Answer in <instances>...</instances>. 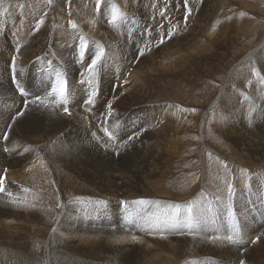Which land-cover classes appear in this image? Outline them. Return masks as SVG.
Segmentation results:
<instances>
[{"label": "rangeland", "instance_id": "rangeland-1", "mask_svg": "<svg viewBox=\"0 0 264 264\" xmlns=\"http://www.w3.org/2000/svg\"><path fill=\"white\" fill-rule=\"evenodd\" d=\"M69 1L70 0H68V2ZM82 1L85 2L84 3L85 10L93 16L96 15V18L100 22L102 21L104 23V25H101V26L107 32L105 34V35H107V38L105 35H101L100 37H96V36L91 35L89 33V31L86 28H84L85 27L84 25H78L76 30L73 29L72 27H70L71 26L70 23H69V25H70L69 27H64V26L59 25L57 28L52 29V34H46V39H45L46 43H45V46L42 48L43 52L41 51L39 53V55L37 56V58H33L31 60H34L33 63L35 61H37V59L42 60V61H47V64L49 65V67H45V68L49 69L50 71L54 70L57 73V74H52L49 76V80L45 83V87L43 90V95L45 97H48L51 100V101H48V104L51 103V105H48L49 116H51L50 117L51 121L49 120V125L51 126V128H53L52 126L54 124H56V125L61 124L62 128L61 129H55L56 132L59 133V132H63V130H64L63 133L65 135L69 131L68 134H71V136H72V137L70 136V139H73L76 137V140H77L76 146H77V149L79 151L87 152V150L91 149L90 151L94 152V154L92 156L95 157V162L98 161V163H100V164L102 163V165H104L105 162L108 165L111 163V165H113V167L115 169V170H112L113 171V173H112L113 180L116 182V184H118L122 188L126 189L124 186V184L126 183V178L123 177L124 173H125V171L123 169V165L134 160L132 150L129 147L138 146L139 142L141 141V138H140L141 136L136 135L135 133H131L128 137H123V138L119 139L116 132H115L116 128H117L116 123L119 120L120 123L123 124V120H120V117H122V118L127 117L132 112H136L139 117L147 118L148 111L146 109H139L138 105H134V106L131 105V107L128 106V102H130L131 99L140 100V97H139L137 92H135L134 90L129 91L131 89V87L122 91L120 93V95L117 94V90L122 89L118 86L121 85V87H122L123 85H126L122 82V80L125 79L129 75L127 73L125 75V77L120 79L117 71H121L125 66L126 67L131 66L133 68L138 69L139 64L144 62V61H140V60L144 59L145 57L151 55V58H152L153 56H155L157 54V52L158 53L167 52V51H169V48L172 49V47L173 48L177 47V46H172V42L174 40H176L178 38V36H181L182 33H183L182 37H185V36L188 37V43L189 44L186 47L194 46L198 49H201V52L199 54H197L196 52L191 50L190 55L187 57L189 49L187 50V49L181 47V56L183 58L178 59V62H177L178 66H177L174 73L180 74L183 72H188V70H190V69H195L197 71L201 62H202L201 58L208 55L209 52L212 50L210 47H208V48L205 47V45L208 41H210L209 43L213 44L214 52L217 53L216 55H220L225 49H228L229 53H231V54L238 53L244 48H245V51H250L251 47L254 44H258V42L260 43L261 39H263L264 36L260 39L255 40V42L248 44L247 47H244V45H242V43L244 40L245 41L248 40V38H249V36H247L248 34L257 36V33L256 32L254 33V29H251V28L253 26H255L258 21H264V14H263V17H261V19L259 17L260 15L253 14V13L250 14L251 11L256 10L252 4L253 0H238V1H240L239 7H237V8L231 7V8L226 10L227 12L225 11L224 7L222 8L223 11H222V9L219 10L221 12L217 11V7L221 6L217 2L216 6L213 5L215 7H213V6L209 7L210 9L215 8V10L212 11L213 16L211 15V17H210L212 20L209 19V17L207 15H206V20H205V16L203 14V11L205 9L203 8V6L201 5V2H199V0H188L190 2L187 3V8L184 6V0H165V1L162 0L164 3L161 0H156V1L155 0H149V1L141 0V2L139 0H136V1L132 0V2H130V0H126V1L125 0H118V1L117 0H101V2H100L101 4L99 5V8H97V0H82ZM144 1H146V2H144ZM170 1L172 4L170 3ZM194 1L198 2V3H195ZM258 1L260 2V4L262 6H264V0H256L255 6H258V4H259ZM9 2L6 4V6H7L6 10H4V12L6 11L4 14L5 16H3L2 19H0V35L2 34L0 37V40H1L0 41V44H1L0 48L3 50L2 51L0 49V56L4 57V58H6L7 55H9L8 57H14V56L16 57L17 55L19 57V52L29 42H32L35 39V37L41 33V30H44L46 28V25L48 22H50V20H52L51 23H55L54 22L55 20L53 19V17H48L49 13L48 14L45 13L42 16V12H44V11H42L41 9H39L35 5V4L43 3L42 1L22 0L21 2H18L15 5L11 3L12 0H10ZM44 2H46V1L44 0ZM154 2L156 3V5H158L157 7L154 5L155 4ZM191 2H193V3H191ZM209 2H210V0H209ZM209 2H207V4ZM134 3H135V5H134ZM150 3H151V5H150ZM182 3H183V5H181ZM247 3L250 5H247ZM113 4H116V5L119 4L118 6H119L120 10L123 13H125V15L123 17H121L116 24H112L109 22L111 20L110 12H111V7ZM141 4H142V6H141ZM144 4H146V5L144 6ZM53 5L54 4H52V6ZM165 5H166V7H164ZM148 6L149 7L152 6V8H148ZM172 7L175 8L174 9L175 12L177 11L176 12L177 15L175 14L176 18L173 16L174 12L172 13V10H171ZM1 8L2 9L5 8V5H3V3L1 4ZM11 8H14L16 10L18 9V12L20 11L18 13L19 17L17 16L18 20L22 18V27L20 29H19L20 24L16 25V24L12 23L10 26H8L9 22L12 20V16L7 15V13H8V10ZM34 8H36V12H35ZM153 8H154L153 11L155 14L152 12ZM155 8L156 9L160 8V10H162V12H163L162 17H165V16L166 17L162 18V17H160L161 15H156L157 12H158L157 14L162 13V12L158 9H157L158 10L157 11ZM181 8L184 9L185 11L183 10L184 11L183 12ZM240 8H243V9L241 10ZM26 9L27 10L30 9V10L28 11L29 16L26 18V22H24V13L26 12ZM188 9H191L190 16H192V17L189 16ZM125 10H127V11H125ZM263 10H264V7H263ZM21 11H23V12L21 13ZM140 11H141V14H140ZM144 11L147 13V16L142 15V13ZM180 11H182V12H180ZM237 11H239V12L236 13ZM246 11L249 13V16L246 15V17H245ZM34 12L36 14H34ZM218 12H219V15H218ZM243 12H244V14H243ZM20 13H21V15H20ZM69 13L70 12H68V14ZM221 14H223V16ZM241 14L243 15V17L248 18V21L246 23L243 21ZM138 15H140L141 17ZM155 15L158 17H156ZM168 15H170L171 17H169ZM178 15H179V17L182 16L184 20L182 19V17L179 18ZM226 15H228V16H226ZM38 16H40V17H38ZM45 16L48 19H45ZM236 16H238L237 17L238 19L234 18ZM185 17H187V19H185ZM198 17H200V18H198ZM219 17H221V18H219ZM177 18H179V19H177ZM189 18H191V19H189ZM174 19H176V20H174ZM219 19H220V21H219ZM224 19H226V20H224ZM41 20H43L42 24L40 23ZM171 21L174 23H172ZM175 21L177 22L176 24H175ZM192 21H193V24H192ZM92 22L93 21H89V24H91L94 27L99 25V24H94V22H93V24H94L93 25ZM229 22H230V24H229ZM179 23H181V24L179 25ZM170 24H171V26H168ZM190 24L193 26H191ZM200 24L201 25L203 24L204 26L206 25V27H203V29H202V27H200L201 26ZM174 25L176 26L175 35L173 34L174 36L172 35L171 39H169L168 34H167V33H169L168 30L169 31L172 30ZM222 25H223V27H222ZM227 25H230V26H227ZM248 25H250V26H248ZM263 25H264V23H260V28L264 27ZM234 26H235V28H234ZM242 26L244 28H242ZM226 27H229V28L227 29ZM190 28H192V31H193V29H195V30L192 32V31H190L191 30ZM230 28H232V29H230ZM180 29L182 31H180ZM207 29L209 31H206ZM247 29H249L250 31ZM200 30L204 31V33ZM227 30H229L228 31L229 33L227 32ZM179 31L182 33H179ZM5 32L7 34L10 33V36L8 38H5V35H6ZM73 32H75V34ZM200 32L203 34L198 35V33H200ZM224 34L226 35V38H225ZM76 35H78L80 38L76 37ZM202 35H203V37H202ZM11 36H12V38H10ZM32 36H33V38H31ZM161 36L164 37V43H162V44L159 43ZM191 36H192V38H191ZM212 36L214 38H212ZM25 37L28 39L29 42L27 41V39ZM153 37H155V38H153ZM198 37H200V39ZM227 37H229L228 38V41H230L229 43L227 41ZM252 39H256V38L252 37L249 41H252ZM100 40H102V42ZM153 40L154 41L156 40V41L154 42ZM106 41H108V42H106ZM5 42H6V45H5ZM82 42L86 45V47L83 50L81 48ZM196 42H197V45H196ZM202 42H203V44H202ZM217 42L220 44H218ZM57 44H65V45L69 46L68 52H66L67 49H65V48L63 51L66 54L70 53L69 57H70V60L72 61V65L74 68L81 67L75 73L68 68V65L65 66L64 63H60L59 58H61V57L59 55H57L58 53H57V50L55 49V46ZM71 45L73 48H71ZM165 45H168V47L166 48ZM101 47L104 49L105 55L100 62L101 65L99 64V66L97 68V72H96L95 76H97L101 82L105 81L106 85L109 84L108 90L111 92L112 97H114V98H109L107 93L105 94V96L104 95L102 96V93H101V91H103L102 87H96L94 85H84L83 84V86L86 87L84 92L86 93L87 99L89 96H92L94 102L92 104H88V108L86 110L80 109V110H82V112L79 116L76 115L75 113H73V114L71 113L72 116H71V114L70 115L65 114L64 110H63L64 106L69 107V108L72 107L73 111L75 109L77 110V108L73 105V101H72L73 94H72V89L70 86H74V85L76 86L77 83L75 81L78 80V78L81 79L84 76H89L88 65L91 62L90 58H92V56ZM145 47H147V48H145ZM261 47H262V49H261V53H262V51L264 50V43L263 42H262ZM12 48H13L14 52H13ZM149 48H150V50H148ZM91 49H92V51H91ZM4 50H6V51H4ZM131 50H134L135 52L131 51ZM140 50H144L143 57L140 54H138V51L140 53ZM157 50H159V51H157ZM81 51H83V53H84L83 57H81V55H80ZM150 52H152V53H150ZM13 53H14V55H13ZM46 55H47V57H46ZM117 57H119V58H117ZM127 57H129V58H127ZM46 59H48V60H46ZM49 59H51V60H49ZM125 59H127V60H125ZM126 61L127 62L129 61L128 62L129 64L126 63ZM30 64H31V62H30ZM109 64L111 67L109 66ZM119 65H120V67H119ZM19 68H20L19 65L17 67H15L16 70ZM29 68H30V66L28 65L27 72H29ZM251 68L253 69L252 75L254 77V81H253L254 84H252L253 89H256L259 91L264 90V71L260 68V66H258V64H254ZM111 71H112V74H111ZM34 75H35V73H34ZM237 75L238 74H233L232 80H235L234 79L235 77L238 78ZM75 76H77V77H75ZM149 78L151 81H154L157 79V76L151 75ZM61 80L64 81V85L68 86L67 90L64 89L63 94H61L59 91H55V92L53 91V89L59 88ZM70 80H71V85H70ZM99 83L100 82H98V84ZM222 83H224V82H222ZM243 89H244V91H248V90H245L246 89L245 87ZM250 89H252V88H250ZM127 91H129V92H127ZM13 93H15L16 95L19 94L20 96L18 95V97L21 98L22 100L24 99L23 98V96H24L23 92L18 91V94H17L16 92L13 91ZM242 94H243V97L240 98V100L242 101V102H240V104L243 105L244 111L247 112V114H248L247 116H248L249 121L250 120L252 121L254 119L253 116L256 115L257 111L261 107H264V105H263L264 104V96H261V95L253 96V95L245 93V92H242ZM124 96H129L131 99L128 97H125L126 99L124 98V101H121V99ZM65 99L67 100V104L62 103V101H64ZM143 102L144 101L139 102V107L143 104ZM109 104H111V114H109V108H108ZM182 104H183V102L179 101L180 106L178 108H180ZM186 105L189 106L188 103H186ZM28 106H33V103L26 104V103H21L19 101L17 102V108H18L17 113L18 114L23 113V115L19 114L20 115L19 116L18 114H15L13 116V119H12L13 123L11 122L13 125L8 126L7 128H5V125L3 126L5 128L4 131L6 133H8V132L11 133L12 129L16 125H17L16 127L18 128L17 123H19V125L21 126L20 122H24V121L25 122L26 121L31 122V121H35L37 119L43 118L42 117L43 116L42 111L35 112L34 108H30ZM48 107H46V108H48ZM22 108H24V112H23ZM39 108H40V110H42L43 105H38V109ZM46 108H44V109H46ZM262 109L264 110V108H262ZM29 110H31L30 114L28 112ZM263 110H261V109L259 110V118L258 119L261 120L259 127L262 128V129L260 128V130H261L260 133L261 132L264 133ZM219 111L221 112L218 114L219 118L221 117L224 120L228 119V116H229L228 111L226 112V110L224 108H220ZM81 115H83V116H81ZM15 116H17V117H15ZM83 117H85V118H83ZM76 119H77V121H76ZM57 120H59V121H57ZM163 120H165V119H163ZM5 121L3 123H5ZM78 123H80V124H78ZM94 125H96V126H94ZM80 126H82V127H80ZM125 126L126 125L123 124V127H125ZM151 126H152V124L149 123L147 126L148 131H149V128ZM212 126L213 125H211V124L208 126L209 135L211 138H213L214 136L217 137V133L214 130L215 128ZM71 127H73L74 130ZM91 127L92 128L96 127V128L92 129ZM104 129H108L109 132L112 133L111 137H109L105 133ZM18 130H19V128H18ZM90 130H91V133H90ZM94 130H96V131H94ZM94 133H96L95 137L93 135ZM89 134H91V135H89ZM97 134H99V135H97ZM5 137H7V134L5 135ZM78 137H79V139H78ZM129 137H133V138L129 139ZM88 138H90V139H88ZM61 139H64V137H55L54 136L48 141V146L50 144L49 148H52V147L54 148V149L52 148L54 150V151H52V153H53L52 157H50L49 155H47L43 151V149H44L43 147L38 149V150L42 149L40 151V153L42 154L44 161H43V167L41 169L38 168L37 171L35 172L36 175L38 173H46L47 171H58L59 169L57 167L59 165V159H64L66 162H69L70 165H71V163L79 164V160H80L79 158L80 157L76 156V153H78V151H75L74 141L65 138L66 140L64 139V141H65L64 142ZM139 139H140V141H139ZM123 140H125V142ZM210 141H211L212 145H214V141L212 139ZM60 142H61V145H60ZM123 143L126 144L125 148L123 146ZM5 145H7V144H5ZM63 145L65 147H62ZM215 145L220 151H222L221 152L222 156H220V158H221L220 162H221L223 168H225L227 170L228 177L226 180L227 183L219 182V184H218V181H214V182L211 181L210 182V190H208L209 192L207 193L208 197L207 196L201 197V196H197V195L196 196L190 195L189 196L190 198L187 197L185 199L179 200V199H172V198H166V197L165 198L164 197H153L154 198L153 199L150 196H138L135 199L133 198L132 200H129V198L127 196H122V195H118L119 199L117 196L116 197H108L105 195L104 196H102V195H99V196L87 195L90 198L94 197V198H92V200H94V202L90 205V204H86L87 200L82 199V197H83L82 192H76V189L64 188L61 185L62 184L60 182L61 180L59 179L60 175L54 174L52 177L49 174H46L43 177V182L45 181V184L42 186L36 185L34 187V186L27 185L24 182L17 181V180H10L9 183H7V184L5 183L6 191L0 194V198H4L2 200H7V201L5 204L0 203V224H1L0 226H2L1 222L4 219V217L8 215L7 217H9V220L12 221V224H16V226L19 230V233L24 232L25 234H27V233H29L28 231H31V229H36L38 227H39L38 229H41L43 231H49L48 233H50V235H51V233L55 232L56 236L62 240V247L61 248H62V251L66 255L65 260H64L65 263L95 264L93 262V256L94 255H104V256L109 257V258H107V260L110 264H119V263L123 264V262H124V264H136V263H140L142 261L143 257L144 258L146 257V260H147L149 256L154 255V254L153 255L148 254V252H147L148 250H150V249H152V250L164 249L167 247V244L164 243V241H172L173 240L174 242H176V244L180 245L182 248L184 247L185 251H186V252L184 251L183 255L181 256V258H180L181 263H179V264H183V263L184 264H201V263L202 264H216V263L217 264H224V263L228 264V263H226L228 260L233 261L235 258H236L235 260H241V261H244L248 264H250V262H251V264H259V263L264 264V262L261 261V260H264V250H263L264 243L262 240V239H264V215L261 217V214H264V204L262 202V194H263L262 191L264 190V172H262V173L258 172L257 175H259V176L256 177V180L252 176H248L246 178V182L244 183V185L248 184V187H245V188L248 189L249 191L244 192L242 189L240 191L238 175H236L237 174L236 165L233 163V161L228 160V159H230L229 155L224 154L225 153L224 150H225V148H227V146L225 145V143L222 140H219V144L215 143ZM86 147H87V149H86ZM60 149H62V150H60ZM93 149H95V150H93ZM102 152H104V153H102ZM37 153H39V151ZM152 153H153V151L150 152L145 157H143L144 158L143 160H149L146 157ZM102 154H103V156H102ZM99 156H101V157L98 158ZM99 159H101L102 161ZM144 162H147V161H143L142 163H139V165H142ZM80 165L81 166L84 165V166H82L84 168H89L84 160L82 161V163ZM183 166H186V165H183ZM155 167H159V166L156 164ZM59 168H61V167H59ZM96 168L97 167H93L92 169L95 170ZM186 168L188 169V167H186ZM234 169L236 170V172L234 171ZM105 171H106L105 169L100 168L98 170V172H96V170L94 171L95 174H97V175L84 174L83 172H81L79 167H73L72 168V166H70V170L68 172L74 173L75 181L76 180L82 181V182L87 183L88 185H89V182H93L92 176H94V180H95L97 186L101 189L100 191H104L107 187H109V185L107 184V178L105 175ZM233 173H235V174H233ZM183 174H186V175L189 174L188 176H191L193 174V172H190L188 169V172H185ZM183 174H180V177H182ZM56 175H57V177H56ZM197 175L198 174H196L195 176H197ZM102 176H103V178H105V185L104 186L99 183L100 180H102L101 179ZM70 183H71L70 184L71 186L77 187V184L74 183V181H72ZM213 184L216 187V189L213 186ZM211 186L213 188H211ZM226 186H228V187L226 188ZM217 189L223 190V191H219ZM232 189H234L235 191L234 190L232 191ZM142 192H145V191H142ZM229 192H231V193H229ZM253 192H254V194H253ZM8 193H11L12 195L9 196ZM127 193H130V192H125L124 194H127ZM55 195H57V196H55ZM54 197H55V199H54ZM77 198H79V199H77ZM192 198L195 199V201ZM255 199H257V200H255ZM11 200L20 201V205L17 206L18 208L14 207L10 204ZM53 200H54V202H53ZM62 200L67 204L65 209H61V207H57L58 204L59 205L63 204ZM114 200H116L117 202ZM162 200H166L163 203L166 204V206H167L166 208L170 209L169 212L158 213L156 210H153V212L151 214L144 215V219H142L141 209H144L146 207L147 208H150V207L153 208L152 206L155 202L162 203ZM140 201H145V202L141 203ZM172 204H173V206H172ZM41 205H45V210L43 211V218L44 219L35 218L31 212L33 210H36L34 212L40 211L39 207ZM186 205L189 208L186 209ZM86 206L87 207L92 206V210H91L92 215L90 217V219H91L90 222L92 221V224L89 225V224L85 223L86 225L83 228L81 227L82 229H84L82 231L83 234H81L82 232L80 234L75 233L71 228L63 227L61 225L62 221H60V223H58L55 219V218H60L63 214H64L63 216L66 217L67 211H68V213L70 212L69 210H72V211L74 210L73 212L77 216L76 211L78 209H85ZM58 210H61V211H58ZM64 210L66 211V213H64L65 212ZM138 213H139V215H138ZM3 214H4V216H3ZM50 215H51V217H49ZM53 216H55V218ZM153 216L163 218L162 222H159V224H162V225L156 226L155 224H153L152 223V217ZM50 219L53 221L51 222ZM78 219H80V218H78ZM258 220H261L260 225H259ZM25 222H26V224H25ZM87 222H89V221H87ZM251 222H254L255 225L257 224V228L255 230L251 229V230L247 231L248 235L246 237L249 236L250 239H248V238L247 239L246 238L240 239V235H242L240 233L244 232V227ZM52 223H54V224L52 225ZM6 224H7V222H5V226L8 225V224L7 225ZM57 224H59V225H57ZM29 225H31V226H29ZM165 225H167V226H165ZM26 226H28V227H26ZM211 227H212V229H211ZM1 228H3V227H1ZM54 229H55V231H54ZM258 229H260V230H258ZM146 230H150L152 232V234L151 235L147 234ZM91 231L98 233L99 235L98 234L95 235ZM119 232H121V233H119ZM199 232H201V233H199ZM223 233H224V235H223ZM227 233H229V235ZM121 234H122V236H121ZM255 234L258 236L256 237ZM152 235H158V237L157 236L155 237ZM230 235H232V237H229ZM123 236H125V238ZM28 237H29V235H26L25 239H20V242L24 243L28 239ZM122 237H123V239H122ZM133 237H135V238H133ZM140 237L144 238V240H146V242H148V240L152 241V242H148V244H146V247H143L141 243L145 244L146 242H140L139 241ZM2 238H3V232H0V239H2ZM222 238L225 240L223 241ZM161 239H163V240H161ZM87 240H89V241L92 240L91 242H93V240H95L98 242V245H97V242H95V241L93 242L94 243L93 246H96V248L89 247V245L87 243L82 245V242L83 241L85 242ZM118 240L121 241L122 246L119 245L118 243L114 242V241H118ZM124 240L126 241V243ZM135 240H137V241L134 242ZM158 240L159 241L161 240V241L159 242ZM208 240H209V242H208ZM237 240L243 241L242 245L235 246L234 248H231V246H232L231 244H234V242ZM260 240H262V241H260ZM6 241H7V238H6ZM204 241H206V242H204ZM210 241H211V243H210ZM6 243L9 244L8 241ZM186 243H188L189 245ZM212 243H213V245H212ZM225 244H226V246H224ZM218 245H220V246H218ZM125 246H126V248H125ZM242 246H244V247H242ZM258 246H263V247L259 248V249H261V251L259 249H257ZM110 247L117 248L116 249L117 250L116 255H114V256L108 255V254L114 253L110 249ZM122 247L125 249V251H124V249H122ZM248 249H250V250H248ZM121 250H123L124 252L122 251V253H121ZM221 251H223V252H221ZM229 251H230V253H229ZM8 252L11 253V250H8ZM146 253L148 256L145 255ZM223 253L228 254V256L224 255ZM199 254L202 255V258H201V256H199ZM256 254L257 255L259 254L258 258H260V260L257 258ZM122 257H124V261L121 260V259H123ZM222 259H224V260H222ZM2 260L3 259H0L1 264H2ZM39 263L44 264L43 262H39ZM5 264H9V263L7 261H5Z\"/></svg>", "mask_w": 264, "mask_h": 264}, {"label": "bare ground", "instance_id": "bare-ground-1", "mask_svg": "<svg viewBox=\"0 0 264 264\" xmlns=\"http://www.w3.org/2000/svg\"><path fill=\"white\" fill-rule=\"evenodd\" d=\"M9 1L10 0H0V19H2L3 16H5L4 14L6 11L4 12V10H6V7H7L6 4ZM21 1L22 0H14V1L12 0L11 3L15 5ZM38 1L43 2L41 4H35L39 9L44 11V12H42V16L45 13L46 14L49 13L48 17H53V19L55 20L54 21L55 23H51L52 20H50V22L47 23L46 28L44 30H41V33L38 34L32 42H29L28 39L25 37L29 43L19 52V57L17 55L16 60H15V67H17L19 65L20 66L19 69L13 70V68H12L13 67L12 57H8L9 55H7L6 58L0 56V176H3V175L5 176V183L6 184L9 183L10 180H17V181L24 182L25 184L30 185V186H34V187L36 185L42 186L45 184V181L43 182V177L46 174H49L52 177L54 174H58V175H60L59 179L61 180L60 181L62 183L61 185L64 188L76 189V192H82V195H83L82 199L87 200L86 204H90V205L94 202V200H92V198H94V197L90 198L87 195H90V196L91 195H93V196H99V195L104 196L105 195L108 197H116V196L118 197V195H122V196H127L129 198V200H132L133 198L135 199L138 196H150L152 198L153 197H164V198L166 197V198L179 199V200L185 199V198L189 197L190 195H195V196L197 195V196H201V197H206L207 193L209 192L208 190H210V182L211 181H213V182L218 181V184H219V182L227 183L226 180L228 177V172L225 168H223V166L220 162V159H221L220 156H222V154H221L222 151H220L215 145V143L219 144V140H222L225 143V145L227 146V148H225V150H224V152H225L224 154L229 155L230 159H228V160L233 161V163L236 165V168H237V174L236 175H238L240 191H241V189L244 192L249 191L248 189L245 188V187H248V184L244 185V183L246 182V178L248 176H252L256 180V177L259 176V175H257L258 172H261V173L264 172V133H262V132L260 133L261 127H259V124H260L261 120L258 119L259 118V110L260 109L263 110L262 108H264V107H261L257 111L256 115L253 116L254 119L252 121L251 120L249 121L248 116H247L248 115L247 112L244 111L243 105L240 104V102H242L240 100V98L243 97L242 92L251 94L253 96H259V95L264 96V90L259 91V90L253 89L252 84H254V82H253L254 77L252 75L253 69L251 68L254 64H258V66H260V68L264 71V50L261 53V49H262L261 46H262V42L264 43V38L261 39L260 43L258 42V44H254L252 47L250 46L251 47L250 51H245V48H244L238 53L231 54V53H229L228 49H225L220 55H216L217 53L214 52L213 44L209 43L210 41H208L206 43L205 47H207V48L210 47L212 50L209 52L208 55L201 58L202 62L200 64L198 70L196 71L195 69H190V70H188V72H183V73L179 74V73H174V72L178 66V64H177L178 59L183 58L181 56V47L185 48L187 50L189 49L187 57L190 55L191 50L196 52L197 54H199L201 52V49H198L194 46L186 47L189 44L188 43V37L187 36L182 37L183 33L180 32V31H182L180 29L179 33H182V35L181 34H180L181 36L177 35L178 38L172 42V46H177V47H174V48L172 47V49L169 48V51H167V52H160V53L157 52V54L155 56H153L152 58H151V55H149L147 57L144 56L145 58L144 59L141 58L142 60H140V61H144V62L139 64L138 69L133 68L131 66L130 67L125 66L121 71L116 70L118 72V76L120 79L125 77V75L127 73L129 74L125 79L122 80V82L126 85H123L122 87H121V85L118 86L122 89H118L117 94L120 95V93L122 91L131 87V89L129 91L134 90L135 92L138 93V95L140 97V100H133L129 96H124L121 99V101H124V98L128 97L131 99L130 102H128V106L131 107V105H133V106L138 105L139 109H146L148 111L147 118L139 117L136 112H132L127 117H124V118L120 117V120H123V124L126 125L125 127H123V124L120 123L119 120L116 123L117 128H116L115 132H116L119 139H121L123 137H128L131 133H135L136 135L141 136L140 137L141 141L139 139L140 142H139L138 146L129 147L132 150L134 160L123 165V169L125 171L123 177L126 178V183L124 184L126 189H124L120 185L116 184V182L113 180V177H112L113 171L112 170H115V169H114L113 165H111V163L108 165L105 162V164L102 165V163L100 164V163H98V161L95 162V157L92 156L94 154V152L90 151L91 149L87 150V152L79 151L77 149V146H76L77 145L76 137L74 136L75 138L70 139L71 134H68L69 131H68V133L65 132L66 133L65 135L63 133L64 130H63V132H59V133L56 132L55 129H61L62 128L61 124H58V123H57L58 125L54 124L52 126L53 128H51V126L49 125V120L51 117V116H49V107L46 108L45 106H43V109L40 110V108L38 109V104L33 103V101H35V98L37 96L41 97V99L51 101L48 97H45L43 95V90L45 87V83L49 80V76L52 74H57L54 70L50 71L49 69L45 68V67H49V65L47 64V61H42V60L37 59V61H35L33 63L34 60H31L33 58H37L39 53L42 51V48L45 46L46 34H52V29L57 28L59 25L64 26V27H69L70 26L69 22L73 21L77 24V26L78 25H84L85 26L84 28H86L91 35L96 36V37H100L101 35H105L107 33L106 30L101 26V25H104V23L102 21L100 22L96 18V15L93 16L85 10V7H84L85 2L82 0H70L69 2H68V0H52L51 3H48V0H45L46 2H44V0H38ZM139 1L141 2V0H139ZM147 1H149V0H147ZM130 2H132V0H130ZM144 2H146V1H144ZM188 2H190V1H188ZM199 2H201V5L205 9L203 11V14L205 16V20H206V15L209 17V19H211L210 18L211 15L213 16L212 11L215 10V8L210 9L209 7H211L213 5L216 6L217 2L219 3V5H221V6L217 7V11L221 10L223 7L226 11L227 9H229L231 7L237 8L240 5V1H238V0H210V2H209V0H199ZM207 2H209V3L207 4ZM255 2H256V0H253L252 4L256 10H253L254 12L251 11L250 14L253 13V14L260 15L259 17L261 19V17H263V14H264V10H263L264 6H262L259 1H258V3H259L258 6H255ZM2 3H3V5H5L4 9L1 8ZM170 3H171V1H170ZM191 3H193V2H191ZM195 3H198V2H195ZM52 4H54V5L52 6ZM134 5H135V3H134ZM145 5L146 4H144V6ZM150 5H151V3H150ZM154 5L156 7L158 6V5H156V3ZM181 5H183V3ZM247 5H250V4L247 3ZM141 6H142V4H141ZM215 6H213V7H215ZM164 7H166V5ZM148 8H152V6L151 7L148 6ZM27 9H26V12L24 13V22H26V18L29 16L28 11L30 9L29 10H27ZM34 9L36 12V8H34ZM174 9L175 8H173V7L171 8L172 13L174 12L173 16L175 17V14L177 11L175 12ZM240 9L242 10L243 8H240ZM153 10H154V8L152 9V12L154 13ZM158 10H160V8ZM183 10L184 9H182V11ZM125 11H127V10H125ZM160 11L162 12V10H160ZM182 11H180V12H182ZM222 11H223V9H222ZM19 12H18V9L16 10L14 8H11L8 10L7 15L12 16V20L9 22L8 26H10L12 23H14L16 25L20 24L19 29L22 27V18L19 19L20 21L17 18ZM22 12L23 11H21V13ZM35 12H34V14H36ZM68 12H70V13L68 14ZM219 12H221V11H219ZM219 12H218V15H219ZM238 12L239 11H237L236 13H238ZM21 13H20V15H21ZM157 13H156V15H161V13H159V14H157ZM140 14H141V11H140ZM243 14H244V12H243ZM142 15L147 16V13L144 11L142 13ZM221 15L223 16V14H221ZM246 15L249 16V13L247 11H246L245 17H246ZM138 16H140V15H138ZM162 16L163 15H161L160 17H162ZM168 16L171 17L170 15H168ZM189 16H190V14H189ZM226 16H228V15H226ZM238 16H236L234 18H237ZM38 17H40V16H38ZM156 17H158V16H156ZM165 17H162V18H165ZM178 17H179V15H178ZM181 17L182 16H180L179 18H181ZM190 17H192V16H190ZM245 17H243V15H242L243 21L246 23L248 21V18H245ZM179 18H177V19H179ZM198 18H200V17H198ZM219 18H221V17H219ZM45 19H48V18L45 16ZM182 19H183V17H182ZM189 19H191V18H189ZM226 19H224V20H226ZM174 20H176V19H174ZM89 21H93L94 24H99V25L94 27L91 24H89ZM219 21H220V19H219ZM93 22H92V24H93ZM172 23H174V22H172ZM176 23L177 22L175 21V24ZM260 23H264V21H258L255 26H253V27L251 26L252 27L251 29H254V33L255 32L257 33V36L248 34L247 35V36H249L248 40L247 41L244 40L245 42L243 41V43H242V45H244V47H247L248 44L255 42V40L260 39L264 36V27L261 26L262 28H260ZM180 24L181 23H179V25ZM192 24H193V21H192ZM229 24H230V22H229ZM168 26H171V24ZM191 26H193V25H191ZM227 26H230V25H227ZM248 26H250V25H248ZM200 27H202V29H203V27H206V25L204 26L202 24ZM222 27H223V25H222ZM226 28L228 29L229 27H226ZM234 28H235V26H234ZM242 28H244V27L242 26ZM190 29L189 30L192 31V28H190ZM230 29H232V28H230ZM194 30L195 29H193V31ZM247 30H249V29H247ZM200 31H202V30H200ZM206 31H209V30L207 29ZM228 31L229 30H227V32ZM168 32H169V30H168ZM202 32L204 33V31H202ZM73 33L75 34V32H73ZM203 33L200 32V33H198V35L203 34ZM5 34H6L5 38H8L10 36V33L7 34L5 32ZM1 35H0V37H1ZM105 36L107 38V35H105ZM76 37H79V36L76 35ZM202 37H203V35H202ZM252 37H254L256 39H252V41H249ZM10 38H12V36ZM31 38H33V36ZM153 38H155V37H153ZM191 38H192V36H191ZM198 38L200 39V37H198ZM212 38H214V37L212 36ZM225 38H226V35H225ZM228 38L229 37H227V41H228ZM100 41L102 42V40H100ZM106 42H108V41H106ZM229 42L230 41H228V43ZM202 44H203V42H202ZM218 44H220V43H218ZM5 45H6V42H5ZM196 45H197V42H196ZM0 46H1V44H0ZM165 46H166V48L168 47V45H165ZM64 48L67 49L66 52H68L69 46H67L65 44H57L55 46V49L57 50V53H58L57 55H59L62 58V59L59 58V61H60V63H64L65 66L68 65V68L75 73L81 67H77V68L73 67L72 61L70 60V57H69L70 53L66 54L63 51ZM71 48H73L72 45H71ZM145 48H147V47H145ZM12 50H13V48H12ZM4 51H6V50H4ZM91 51H92V49H91ZM131 51H134V50H131ZM157 51H159V50H157ZM13 52H14V50H13ZM150 53H152V52H150ZM138 54H139V51H138ZM13 55H14V53H13ZM47 55H46V57H47ZM93 56H92V58H93ZM92 58H90V59H92ZM117 58H119V57H117ZM127 58H129V57H127ZM46 60H48V59H46ZM49 60H51V59H49ZM125 60H127V59H125ZM30 62H31V64H30ZM128 62L126 61V63H128ZM28 65L30 66L29 72H27ZM109 66H110V64H109ZM119 67H120V65H119ZM34 73H35V75H34ZM111 74H112V71H111ZM233 74H238L237 75L238 78L235 77L234 78L235 80H232ZM151 75H156L157 79L154 81H151L149 78ZM75 77H77V76H75ZM86 77L89 79H92L93 83L88 84L87 80L85 79ZM82 80H85V83H81ZM75 82L77 83V85L76 86L75 85L70 86V87L72 89V94H73V98H72L73 105L77 108V110L75 109L72 113H75L78 116L82 112V110H80V109L86 110L88 108V104L86 103L87 96H86V93L84 92L86 87L83 86V84L84 85H94L96 87H102V90H103V91H101L102 96L103 95L105 96V94L107 93L109 98H114V97H112L111 92L108 90L109 84L106 85L105 81L101 82L97 76H95V77L84 76L81 79L78 78V80H76ZM98 82H100V83L98 84ZM222 82H224V83H222ZM70 85H71V80H70ZM244 87L246 88L245 90H248V91H244V89H243ZM21 88H23V93H24V96H23L24 99L23 100L18 97V95H19L18 91H21L20 90ZM250 88H252V89H250ZM13 91L16 92L18 95L13 93ZM129 91H127V92H129ZM18 101L21 103H26V104L33 103V106H28V107L34 108L35 112L42 111L43 112V116H42L43 118L37 119L35 121H31V122H28V121L20 122L21 126L19 125V123H17L19 130L16 127L17 126L16 125L12 129L11 133H9V132L6 133L4 131V129L10 125L11 126L13 125L12 124L13 123L12 122L13 116L15 114H18L17 113V111H18L17 102ZM140 101H144V102L139 107ZM179 101L183 102V104L181 105L180 108H178L180 106ZM185 102L188 103L189 106H187ZM48 105H51V103ZM64 107H66V106H64ZM44 108H46V109H44ZM220 108H224L226 110V112L227 111L229 112L228 119L224 120L223 118L218 117V114L221 113L219 111ZM22 109L24 112V108H22ZM192 109H195V111H192ZM28 112L30 114L31 110H29ZM263 114H264V110H263ZM83 115H81V116H83ZM15 117H17V116H15ZM83 118H85V117H83ZM163 119H165V120H163ZM4 121H5V123H3ZM57 121H59V120H57ZM76 121H77V119H76ZM149 123L152 124V126L149 128V131H148L147 126ZM78 124H80V123H78ZM210 124L213 125L212 127L215 128L214 130L217 133V137L216 136H214L213 138L210 137L209 128H208V126ZM4 125H5V128L3 127ZM94 126H96V125H94ZM80 127H82V126H80ZM71 128L74 130L73 127H71ZM96 130H94V131H96ZM90 133H91V130H90ZM6 134H7V139L4 138ZM89 135H91V134H89ZM97 135H99V134H97ZM54 136L55 137H64V139L66 138V139H70V140L74 141L75 151H78V153H76V156L80 157L79 158L80 159L79 164L71 163V165H70V163L66 162L64 159H59V165L57 167L59 169L58 171H47L46 173H38L36 175L35 172L37 171L38 168L41 169L43 167V161H44L42 154L40 153V151L42 149L41 150H38V149L43 147L44 148L43 151L47 155L52 157V154H53L52 151H54L53 150L54 148L53 147H52L53 149L49 148L50 144L48 146V141ZM64 139H61V140L64 141ZM78 139H79V137H78ZM88 139H90V138H88ZM211 139L214 141L215 146L212 145V143L210 141ZM123 141L125 142V140H123ZM5 144H7V145H5ZM60 145H61V142H60ZM64 145L62 147H65ZM123 146L125 148L126 144L123 143ZM5 148H7L9 151L6 152ZM86 149H87V147H86ZM60 150H62V149H60ZM93 150H95V149H93ZM38 151H39V153H37ZM152 151H153V153L146 157L149 160H143L144 159L143 157H145L146 155H148ZM102 153H104V152H102ZM102 156H103V154H102ZM100 157L101 156H99L98 158H100ZM82 159L85 161V163L87 164V166L89 168H84V167H82L84 165H82V166L80 165L83 161ZM99 160H101V159H99ZM143 161H147V162H144L142 165H139V163H142ZM156 164L159 167H155ZM183 165H186V166H183ZM70 166H72V168L73 167H79L81 172H83L84 174H93V175H97L94 172L95 170H96V172H98V170L100 168L105 169L106 170L105 175H106L107 184L109 185V187H107L104 191H100L101 189L97 186V184L94 180V176H92L93 182H89V185L85 182H82V181H78V180L75 181L74 173L68 172L70 170ZM59 167H61V168H59ZM93 167H97V168L94 170V169H92ZM186 167H188L190 172H193V174L191 176H188L189 174L188 175L183 174L185 172H188V169ZM5 169L7 170L6 173L4 171ZM234 171L236 172L235 169H234ZM180 174H183V176L180 177ZM196 174H198V175L195 176ZM233 174H235V173H233ZM56 177H57V175H56ZM101 179L102 180H100L99 183L104 186L105 185V178H103V176H102ZM72 181H74V183L77 184V187H73L70 185L71 184L70 182H72ZM214 184H213V186H214ZM228 186H226V188ZM211 188H213V187L211 186ZM215 189H216V187H215ZM217 190H219V189H217ZM233 190L234 189H232V191ZM142 191H145V192H142ZM219 191H223V190H219ZM125 192H130V193L124 194ZM229 193H231V192H229ZM253 194H254V192H253ZM55 196H57V195H55ZM2 199H4V198H0V203L5 204L7 200H2ZM54 199H55V197H54ZM118 199H119V197H118ZM193 200L195 201V199H193ZM255 200H257V199H255ZM12 201L13 200L10 201V204L12 206L17 207L18 205H20V201L15 200V201H17V203H12ZM114 201H116V200H114ZM165 201L166 200H162V203L155 202L152 206L153 208H151V207L147 208L146 207L144 209H141L142 219H144V215L151 214L153 212V210H156L158 213L169 212L170 209L166 208L167 207L166 204L163 203ZM53 202H54V200H53ZM61 205H62L61 209H65L67 204L63 201V204H61ZM172 206H173V204H172ZM187 208H189V207H187V205H186V209ZM39 209H40V211H38V212H34L36 210L31 211L32 215L35 218L44 219L43 218V211L45 210V205H41L39 207ZM91 210H92V206H89V207L86 206L85 209H78L76 211L77 216L73 212L74 210L73 211L69 210L70 212L68 213V211H67L66 217L63 216L64 214L60 218H55V216H53V217L56 219V221L58 223H60V221H62L61 225L63 227L71 228L75 233L80 234L84 230L82 228L86 225L85 223H87L89 225L92 224V221L90 222V220H91L90 217L92 215ZM58 211H61V210H58ZM64 213H66V211ZM138 215H139V213H138ZM263 215L264 214H261V217ZM3 216H4V214H3ZM7 216L4 217V219L1 222L2 226H0V229H1L0 232H3V238L0 239V259H3L2 264H5V261H7L9 264H40L39 262H43L44 264H76V263H65L64 262L66 255L62 251V248H61L62 247V240L56 236L55 232L51 233V235H50V233H48L49 231H43L41 229H38L39 228L38 227L36 229H31V231H28L29 233H27V234H25L24 232L19 233V230H18L16 224H12V221L9 220V217H7ZM49 217H51V215ZM78 218H80V219H78ZM162 219L163 218L153 216L152 217V223L155 224L156 226L162 225V224H159V222H162ZM50 221L52 222L53 220L50 219ZM87 221H89V222H87ZM5 222H7V224H8V225L6 224L7 226H5ZM258 222L260 225L261 220H258ZM25 224H26V222H25ZM53 224L54 223H52V225ZM57 225H59V224H57ZM29 226H31V225H29ZM1 227H3V228H1ZM26 227H28V226H26ZM256 228H257V224L255 225L254 222L247 224L244 227V232L240 233V234H242V235H240V239H242V238L250 239L249 236L246 237L248 235L247 231L251 230V229L255 230ZM211 229H212V227H211ZM258 230H260V229H258ZM91 232H93V231H91ZM146 232H147V234H152V232L150 230H146ZM93 233L95 235L98 234L95 232H93ZM119 233H121V232H119ZM199 233H201V232H199ZM81 234H83V232ZM227 234L229 235V233H227ZM26 235H29L28 239L24 243H21L20 239H25ZM223 235H224V233H223ZM121 236H122V234H121ZM257 236L258 235H256V237ZM123 237L125 238V236H123ZM123 237H122V239H123ZM229 237H232V235H230ZM6 238H7V241L9 242V244L6 243L7 242ZM133 238H135V237H133ZM161 240H163V239H161ZM222 240L224 241L225 239L222 238ZM262 240L264 243V239H262ZM262 240H260V241H262ZM91 241H89V240H87L85 242L83 241L82 245L87 243L89 245V247L96 248V246H93V244H94L93 242L95 240H93V242H91ZM136 241L137 240H135L134 242H136ZM139 241L140 242H146V240H144V238H141V237H140ZM206 241H204V242H206ZM95 242H97V241H95ZM114 242L121 245L120 240L114 241ZM148 242H152V241L148 240ZM148 242H146L145 244L144 243H141V244L143 247H146V244H148ZM208 242H209V240H208ZM125 243H126V241H125ZM164 243L167 244L166 248L156 249V250H152V249L148 250L147 251L148 254H150V255L154 254V255L149 256L147 260H146V257L145 258L143 257L142 261L140 263H136V264H179V263H181L180 258L183 255L185 248L184 247L182 248L180 245L176 244V242H174L173 240L172 241H164ZM210 243H211V241H210ZM242 243H243V241L237 240L234 242V244H231L232 245L231 248H234L235 246L242 245ZM186 244H188V243H186ZM97 245H98V242H97ZM212 245H213V243H212ZM126 246H125V248H126ZM218 246H220V245H218ZM224 246H226V244ZM244 246H242V247H244ZM261 247H263V246H258L257 249H259ZM110 249L114 253L108 254L109 256H114L117 254V250H116L117 248L110 247ZM122 249H124V248L122 247ZM8 250H11V253H9ZM248 250H250V249H248ZM259 250L261 251V249H259ZM263 250H264V247H263ZM122 251L123 250H121V253H122ZM124 251H125V249H124ZM221 252H223V251H221ZM229 253H230V251H229ZM145 255L148 256L147 253ZM224 255L228 256V254H224ZM258 255H257V258H258ZM199 256H201V258H202V255L199 254ZM107 258H109V257L104 256V255H94L93 256V262L95 264H110L108 262ZM122 258L123 259H121V260L124 261V257H122ZM235 259L233 261L228 260L229 262L227 261L226 263H228V264H241V260H235ZM258 259L260 260V258H258ZM222 260H224V259H222ZM261 261L264 262V260H261ZM123 264H124V262H123ZM244 264H248V263L244 262ZM250 264H251V262H250Z\"/></svg>", "mask_w": 264, "mask_h": 264}, {"label": "snow or ice", "instance_id": "snow-or-ice-1", "mask_svg": "<svg viewBox=\"0 0 264 264\" xmlns=\"http://www.w3.org/2000/svg\"><path fill=\"white\" fill-rule=\"evenodd\" d=\"M51 2H52V0H48V3H51ZM100 2H101V0H97V8H99ZM187 3H188V0H184V6L186 8H187ZM188 12L190 14L191 9H188ZM110 14H111V20L109 22L112 23V24H116L118 22V20L125 15V13H123L120 10L119 6L116 5V4L112 5ZM161 15H163V12L161 13ZM185 19H187V17H185ZM40 23L42 24L43 20H41ZM69 23L71 24V27L73 29H76L78 27L77 24L75 22H73V21H70ZM175 28H176V26L174 25L172 30L169 31V33H168V38L169 39L171 38V36L173 34H175ZM159 43H161V44L164 43V37L163 36H161V38L159 40ZM85 47H86V45L82 42L81 48L84 49ZM148 50H150V48ZM83 54H84L83 51H81V53H80L81 57H83ZM139 54L141 56H143L144 55V50H140ZM104 55H105V53H104V49L102 47L99 48V50L94 54L93 58L91 59L90 64L88 65L89 77H95L96 72H97V68H98L102 58L104 57ZM15 60H16V57L15 56L12 57L13 70H15ZM85 79L87 80L88 84H92L93 83L92 79H89L87 77ZM81 83H85V80H82ZM64 88H65L64 81L61 80L59 88L58 89H53V91L54 92L55 91H59L61 94H63ZM20 90H21V92H23V88H21ZM93 102L94 101H93L92 96H89L88 99L86 100L87 104H92ZM33 103H37L38 105H43L45 107H48V101L44 100V99H41V97H39V96H37L35 98V101H33ZM62 103L67 104V100L65 99L64 101H62ZM108 108H109V114H111V104L108 105ZM63 110H64L65 113H69L70 114L68 107H64ZM192 111H195V109H192ZM19 114L23 115V113H19ZM104 131L109 137H111L112 133L109 132L108 129H104ZM93 135L95 136V133ZM132 138L133 137H129V139H132ZM5 139H7V137H5ZM5 151L7 152L9 150L7 148H5ZM4 171L6 173L7 170L5 169ZM5 191H6V189L4 187V177L0 176V193H3ZM8 195L11 196L12 194L8 193ZM77 199H79V198H77ZM140 202L144 203L145 201H140ZM12 203H17V201L13 200ZM57 207H62V205L58 204ZM54 231H55V229H54ZM241 264H244V262L241 261Z\"/></svg>", "mask_w": 264, "mask_h": 264}]
</instances>
